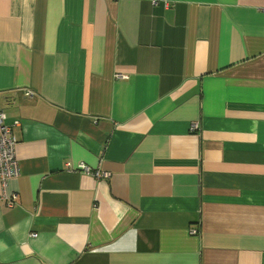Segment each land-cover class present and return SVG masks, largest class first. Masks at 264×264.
<instances>
[{"label":"crops","instance_id":"obj_1","mask_svg":"<svg viewBox=\"0 0 264 264\" xmlns=\"http://www.w3.org/2000/svg\"><path fill=\"white\" fill-rule=\"evenodd\" d=\"M0 109V264H264V0H0Z\"/></svg>","mask_w":264,"mask_h":264},{"label":"built area","instance_id":"obj_2","mask_svg":"<svg viewBox=\"0 0 264 264\" xmlns=\"http://www.w3.org/2000/svg\"><path fill=\"white\" fill-rule=\"evenodd\" d=\"M5 119V113L0 109V184L4 190L3 199L5 201V206L11 208L15 203L16 195H9L6 193V189L8 182L19 176V164L16 158L18 141L13 133V128L17 124L13 126L6 125ZM196 128L197 126L195 125L194 129ZM79 169L85 174H90L97 179H106L110 177L108 172H104L101 169L93 172L84 165H80ZM31 237H36V235L32 234Z\"/></svg>","mask_w":264,"mask_h":264}]
</instances>
